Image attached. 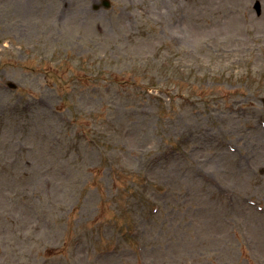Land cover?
Listing matches in <instances>:
<instances>
[{"label":"rangeland","instance_id":"374dc122","mask_svg":"<svg viewBox=\"0 0 264 264\" xmlns=\"http://www.w3.org/2000/svg\"><path fill=\"white\" fill-rule=\"evenodd\" d=\"M104 1L0 0V264H264V0Z\"/></svg>","mask_w":264,"mask_h":264},{"label":"water","instance_id":"95a60500","mask_svg":"<svg viewBox=\"0 0 264 264\" xmlns=\"http://www.w3.org/2000/svg\"><path fill=\"white\" fill-rule=\"evenodd\" d=\"M105 6H106V8H109L110 7V4L107 2V1H105ZM12 88H14V89H16L17 88V86H15L14 84H9ZM263 103H264V99H263Z\"/></svg>","mask_w":264,"mask_h":264}]
</instances>
